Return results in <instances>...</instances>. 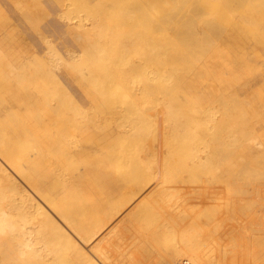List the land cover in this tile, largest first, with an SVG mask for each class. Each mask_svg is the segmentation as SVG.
<instances>
[{
  "label": "bare ground",
  "instance_id": "6f19581e",
  "mask_svg": "<svg viewBox=\"0 0 264 264\" xmlns=\"http://www.w3.org/2000/svg\"><path fill=\"white\" fill-rule=\"evenodd\" d=\"M83 1L107 6L112 17L94 15L89 19L88 13L84 18L75 13L77 21L68 32L71 41L83 52L100 48L107 61L103 78L113 79L119 92L126 89L135 96V115L152 110L146 117L148 142L139 153L133 150L140 131L116 121L115 111L104 116L109 123L99 126L88 119L85 124L81 119L79 124H71L73 114L68 113L66 119L67 115L56 112V92L46 87L61 83L53 76L51 64L54 57L61 62L73 60L75 51L63 45L59 52L48 36L41 35V29L55 28L53 17L68 11L73 0H0V79L9 74L25 78L9 83L7 94L15 93L19 99L11 104L1 98L0 114L18 105L28 109L25 115L35 113L31 111L34 107L41 108L42 113L46 111L45 126L50 125L52 130L35 128L33 123L26 128L18 123L9 129L8 121L0 115V264H177L181 260L191 264H264V237L253 235L236 245L232 242L235 233L248 229L239 222L236 210L240 200L232 194L242 166L246 163L255 171L259 168L264 175V28L254 38L244 24L247 16L252 17L261 8L262 1L187 0L184 7L198 26L199 13L192 10L201 7L212 15V51L207 55L196 52L202 31L191 29L183 35L181 48L158 50L177 31L163 30L156 22L168 10V0ZM96 8L92 11L96 12ZM105 29L111 44L108 49L96 42L101 35L106 37L101 31ZM39 44L45 45L46 51L35 57L33 54L41 49ZM178 53L185 62L180 73L169 61ZM115 58L124 67L114 65ZM169 64L168 78L174 84L171 98L163 102L146 100L144 95L151 86L158 90L164 87ZM257 64L262 70L255 73L252 70ZM208 68L212 77L209 88L202 84L203 79L198 80L201 73H208ZM81 72L83 78L95 72V67L86 64ZM79 88L85 97L91 96L86 86ZM60 93L69 99L63 100L67 105L79 109L68 93ZM39 101L42 103L37 104ZM161 108L167 120L159 117L161 124L156 127ZM176 109L183 110L182 117L173 115ZM130 119L133 121L134 116ZM187 123L194 129L195 138L211 139V149L199 148L194 154L185 149L186 157L171 151L166 153V160L184 166L181 177L187 176L188 169L212 166L208 181L212 183L211 190L201 187L203 193L196 191L208 197L209 202L161 207L141 199H119L120 189L149 185L148 174L154 164L149 157L153 137L162 145L181 140L182 132L189 130ZM73 130L86 134L74 133L68 142ZM29 143L32 149L21 153ZM83 151L88 154L85 160H78L68 173H58L63 153L72 157ZM134 152L140 157L132 156ZM118 155L127 156V165L117 166ZM158 160L165 165V158ZM129 165L139 167L135 178L121 168ZM93 177L98 180V189L91 185ZM167 177V184L172 186L173 176L168 173ZM256 181L261 182L251 190L261 204L255 206L250 225L260 224V230H264V180ZM83 184L86 188L81 187ZM159 187L168 188L166 183ZM187 189L196 190L194 185ZM146 214L148 218L150 215L149 221ZM113 219L117 221L110 224L109 238L103 236L94 243L97 234ZM152 240L165 243L164 248L156 250L154 246L149 251L151 248L142 241ZM154 242L152 246L158 245Z\"/></svg>",
  "mask_w": 264,
  "mask_h": 264
},
{
  "label": "rangeland",
  "instance_id": "374dc122",
  "mask_svg": "<svg viewBox=\"0 0 264 264\" xmlns=\"http://www.w3.org/2000/svg\"><path fill=\"white\" fill-rule=\"evenodd\" d=\"M187 0H168L170 3L168 5V10L164 11V15L162 18L156 20V22L159 24L160 28L163 30H170L177 29V31L173 34L172 40L170 42H167V44L163 43V45H160L158 47V50L166 49V52H168L169 48H181L182 47V41L184 40V34L188 33V31L191 30H199L202 31L200 35H198L199 39L197 42H199V46L196 45V52H200L201 54L207 55L210 54L212 51V44H211V27H212V15L209 13L208 10H203L201 7L195 8L192 10L194 14L197 12L199 13V26L198 24L191 20V12L188 8L184 7ZM262 1L261 8L252 16V17H246V20L244 21L246 31L248 34H252L254 38L259 37L255 36V34H258L259 32H263L264 28V0ZM152 4V3H151ZM96 8V12H93L92 9ZM118 4L115 5L116 12H118ZM153 12V11H152ZM75 13H78L79 15L85 17V14H89V19L96 15L98 18L103 17L104 19H111L110 9L105 5H96L94 6V1L90 3H86L83 0H73L72 5L69 7V10L66 11L64 14L59 16H54L55 19V28H51L50 30L41 29V35L43 37L48 36L50 38V43L52 45H55L57 50L61 52L63 50L62 46L66 45L75 51L74 57L71 59L65 60L64 62L59 61V59H56L54 57V61L51 64V70L53 76L57 77L58 81L61 83L60 85H47L50 91H55L56 93L53 94L54 98L57 99V105L59 106V109L56 111L58 113L63 114L64 116L67 115L66 119H68V113L73 114V118L71 120V124H79V120L81 119V123L85 124V121L88 119L96 124L99 125H105L106 122L104 119V116L108 115L109 112H118V114H114L115 120L120 122L122 125H128L129 127H132L133 129L137 128V130L140 131V135L135 139L137 141L136 148H133L136 152L139 153L142 146H145V141L148 142L149 134H147V122L146 117L152 113V110H149L147 112H144L143 114L141 112H136V115L134 114V110L132 109V101L135 99V96L130 94L129 90L126 89L123 92L118 91V86L113 81V79L106 77L103 78V76L106 74V66L107 61L103 60V52L98 47L93 48V52L88 49L87 51L83 52L76 44L72 43L70 38V34L68 33L71 27H74V21L76 20L73 15ZM158 15V13H156ZM195 16V15H194ZM123 18V17H121ZM125 18V17H124ZM127 19V18H125ZM77 21V20H76ZM86 21V20H85ZM87 23V21L85 22ZM91 26V25H89ZM102 28V27H101ZM94 29V28H93ZM100 29V27H99ZM103 33L106 34V37L103 38L101 35V38H99V41H96L99 43L101 47H104L106 49L111 47L110 44V38L107 36V30H101ZM206 31V33H204ZM95 32V31H94ZM186 35V34H185ZM251 36V35H250ZM112 38V37H111ZM115 39V37H113ZM64 42V43H61ZM38 43V42H37ZM40 45V44H39ZM38 47V44L36 45ZM41 49L33 54L35 57H41L45 53V45H40ZM102 52V53H101ZM195 52V53H196ZM49 58L51 54H48ZM210 57V56H209ZM181 59L175 61V59ZM63 59H66L65 57ZM124 62H126L125 59H123ZM114 65L119 67H124L125 64H123L122 61L115 58ZM172 61V67L176 70H180L179 73L182 71L183 66L185 65V62H183L181 55L178 53V55L172 59L169 60ZM86 64H89L90 66L95 67V72L92 74H86L83 76V78L80 77L81 70L86 67ZM251 64V63H250ZM170 64L167 66V69L164 73L165 79L163 81L164 87L161 90H158V88H155L151 86L148 90H150L147 93V96L144 95V98L150 100L156 101H168L171 98V94L173 91L174 84L173 82L168 78V70H169ZM254 69L252 70L255 73H258L262 70V66L260 64H257ZM84 72V71H83ZM162 73V72H161ZM159 73V74H161ZM84 75V74H83ZM72 76L76 77V80L73 79ZM88 76H92V78H88ZM180 77V76H176ZM203 79V85H205L207 88H209V85L212 83V77L210 73V68H208V73L204 74L201 73L199 75L198 80L200 81ZM25 81V78L22 77L21 74H9V77L0 79V99L4 98L6 103L14 104L16 100L19 99L18 95L11 94L8 95V85L9 83H14V81ZM103 85V86H102ZM80 86H86L87 91L91 93V96L85 97L82 94V91L80 90ZM195 86L199 87L200 84H195ZM194 86V87H195ZM10 90H12L11 87H9ZM153 89V90H152ZM197 89V88H196ZM147 90V91H148ZM60 91L66 92L70 95V101L77 103L79 105V109H72L70 105H67L65 101L63 100H69L66 98H63ZM146 91V92H147ZM143 92V93H146ZM88 94V93H87ZM89 95V94H88ZM163 96V97H162ZM144 100V99H141ZM91 102V103H90ZM42 103V101L37 102V104ZM19 107V105H18ZM16 108L12 107L9 108L7 112L1 113V116H4L5 119L8 121V128L16 127V125L19 123L21 127H28L31 123L35 124V128H50V125L45 126V119L43 113L41 112L42 109H38L34 107L31 111H34L35 113H32L31 115H25L24 112L25 108ZM14 110V111H13ZM165 114H167L164 110V108L159 109V112H157V123L156 127H158L161 123H159V117L162 121L163 119H166ZM95 116L93 119L92 116ZM177 118L182 117L183 110L176 109L174 114ZM0 116V119H2ZM132 116H134L133 121L130 119ZM19 119V121L17 119ZM150 119V118H149ZM167 120V119H166ZM67 121V120H65ZM193 122V121H191ZM164 124V123H163ZM188 124V129H185L182 132V139L178 141H170L166 143V145H162L161 142H158L156 138L153 137V143L151 146V149L153 152H151V156H149L151 159L154 160V164H152L151 170L148 174V186H138L137 188H133L132 190H119L121 192L119 194V199H134L136 200H146L150 202V204H156L160 205L161 207H168L169 205H177V206H184L187 207L194 203H207L209 202L208 197H205L203 194L201 187L206 189V191H210L212 188V183H208L209 180H211V173L213 172L214 168L211 166L208 167V169H197L192 170L188 169L186 173V177H181L179 173L184 169V166L179 165L177 162L166 160L167 155L166 153H170L171 151L175 152V156H185L186 157V151L189 152V154L196 153L197 149H211L212 141L209 138H205L204 140H199L194 137V129ZM87 126L90 124H86ZM44 129L42 133L45 131ZM38 132V131H36ZM77 135H84L85 132L73 130L70 132L71 135L67 137L68 142L72 141L73 134ZM62 142L65 140L63 138ZM204 142H207V144H204ZM198 143V144H197ZM130 148V147H129ZM32 149L31 144H27V146L24 147L21 153H24L28 150ZM186 151L184 152L183 150ZM136 152L134 154H131L134 157H140V155H136ZM64 162L63 166L60 167L58 173H68L71 171V169L75 166L78 160L83 161L88 157V154L84 151L78 154L77 156H68V154H64ZM71 158V161L67 164L66 159ZM165 158L166 162L165 165L161 166L159 164L158 158ZM115 162L117 166H124L127 165L128 162L127 156L125 158H122L121 156H117L115 159ZM126 162V163H125ZM157 162V163H156ZM128 170V176L135 178L139 174V167L138 166H131L128 167H121ZM243 172H241L237 177L233 189L232 194L233 198H238L240 201L237 205L236 214H238L239 222L243 226L248 225V229L243 230L242 232H237L233 236L232 242L236 245L239 243V241H244L248 239L249 237H260L263 239L264 237V230H260L261 225L251 224V216H253V211L256 205H260V201L257 200L255 191L251 190V187L255 186L258 182L256 181L258 178H260L262 181L264 180V175H262V170L257 168V171H255L254 167L246 166V163L242 166ZM145 172V169H143V173ZM168 173L173 176L174 182L172 186H169L167 184L168 180ZM264 173V172H263ZM94 177L90 180L91 185L98 189L97 182ZM201 182V184H200ZM166 183L168 188H165L162 190V188L159 187L160 184ZM206 183V185H205ZM189 185H194L196 190L189 191L187 188ZM82 188L84 187L81 186ZM86 188V187H84ZM91 192L92 189H89ZM199 191V192H196ZM118 198V197H117ZM199 201V202H198ZM204 201V202H203ZM196 202V203H195ZM148 214L144 215L145 217ZM144 218V217H143ZM148 218V216H147ZM116 219V218H115ZM115 219L112 220L105 228H103L95 237L94 243L97 241H101V239L104 238L107 239L110 236L109 230L111 231V225H113V222H116ZM145 219V218H144ZM148 222L150 219V215L148 218ZM111 224V225H110ZM108 228V229H106ZM106 231V232H105ZM108 232V233H107ZM129 235V234H128ZM106 236V237H105ZM103 238V239H104ZM131 240V239H129ZM160 240V239H158ZM154 242L153 240L150 243L142 241V243L145 245V247H148L151 251L154 246L156 250L164 248L165 243H162L161 241ZM164 241V240H163ZM152 242L158 245H153ZM165 242V241H164ZM153 243V244H154ZM151 244V245H150ZM162 244V245H161ZM164 244V245H163ZM128 246V245H127ZM157 246V248H156ZM153 249V250H154ZM124 264H129V262H126ZM133 264H142L141 262H134Z\"/></svg>",
  "mask_w": 264,
  "mask_h": 264
},
{
  "label": "built area",
  "instance_id": "2783aa9c",
  "mask_svg": "<svg viewBox=\"0 0 264 264\" xmlns=\"http://www.w3.org/2000/svg\"><path fill=\"white\" fill-rule=\"evenodd\" d=\"M177 264H191L188 260H181Z\"/></svg>",
  "mask_w": 264,
  "mask_h": 264
}]
</instances>
